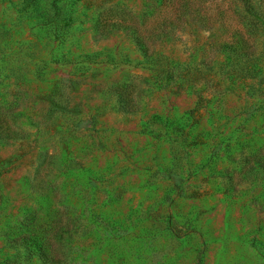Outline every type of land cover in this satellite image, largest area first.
Masks as SVG:
<instances>
[{"label":"rangeland","instance_id":"374dc122","mask_svg":"<svg viewBox=\"0 0 264 264\" xmlns=\"http://www.w3.org/2000/svg\"><path fill=\"white\" fill-rule=\"evenodd\" d=\"M235 2L0 0V264L50 229L61 264H264V18L236 58Z\"/></svg>","mask_w":264,"mask_h":264},{"label":"trees","instance_id":"16d2710c","mask_svg":"<svg viewBox=\"0 0 264 264\" xmlns=\"http://www.w3.org/2000/svg\"><path fill=\"white\" fill-rule=\"evenodd\" d=\"M240 5H236V13L243 26V32L236 30L233 39L225 40L220 47L227 48L235 53V57L239 58L249 52L252 47L247 36L252 31L254 16L259 13L264 18V0H236ZM251 12V15L248 13ZM137 45L144 47L143 43L136 38ZM146 54V50L143 49ZM243 63H246L243 62ZM242 63V64H243ZM244 70V69H242ZM68 230L50 229L44 232L31 230L28 232L18 233L14 241H19L25 251L29 255H36L43 264H61L65 261V251L63 250L64 238Z\"/></svg>","mask_w":264,"mask_h":264}]
</instances>
